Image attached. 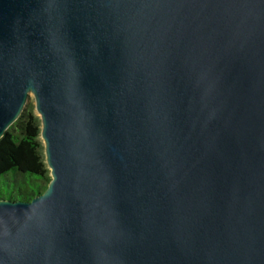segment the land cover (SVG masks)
<instances>
[{
  "label": "water",
  "instance_id": "1",
  "mask_svg": "<svg viewBox=\"0 0 264 264\" xmlns=\"http://www.w3.org/2000/svg\"><path fill=\"white\" fill-rule=\"evenodd\" d=\"M31 96L0 264H264V0H0V139Z\"/></svg>",
  "mask_w": 264,
  "mask_h": 264
},
{
  "label": "trees",
  "instance_id": "2",
  "mask_svg": "<svg viewBox=\"0 0 264 264\" xmlns=\"http://www.w3.org/2000/svg\"><path fill=\"white\" fill-rule=\"evenodd\" d=\"M35 107L28 103L0 139V200L29 202L43 194L52 180Z\"/></svg>",
  "mask_w": 264,
  "mask_h": 264
},
{
  "label": "rangeland",
  "instance_id": "3",
  "mask_svg": "<svg viewBox=\"0 0 264 264\" xmlns=\"http://www.w3.org/2000/svg\"><path fill=\"white\" fill-rule=\"evenodd\" d=\"M29 103H30V104H32V103L35 104V100H34V97H33V96H31V98H30V100H29ZM35 112H36V110H35ZM36 113H37V112H36Z\"/></svg>",
  "mask_w": 264,
  "mask_h": 264
}]
</instances>
